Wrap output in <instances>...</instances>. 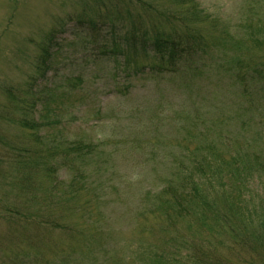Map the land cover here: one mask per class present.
I'll use <instances>...</instances> for the list:
<instances>
[{"label":"rangeland","instance_id":"obj_1","mask_svg":"<svg viewBox=\"0 0 264 264\" xmlns=\"http://www.w3.org/2000/svg\"><path fill=\"white\" fill-rule=\"evenodd\" d=\"M106 1L143 28L146 3L201 11L145 30L198 67L112 55L127 25L94 0H0V264H264V92L239 79L264 67V0Z\"/></svg>","mask_w":264,"mask_h":264},{"label":"trees","instance_id":"obj_2","mask_svg":"<svg viewBox=\"0 0 264 264\" xmlns=\"http://www.w3.org/2000/svg\"><path fill=\"white\" fill-rule=\"evenodd\" d=\"M132 1H141L142 0H132ZM143 3H145V0H143ZM179 5L177 6L178 9H176V11H170V12H167V13H162L161 14H155L150 10V5H148L147 3L145 4V8L146 10H144V15H147V16H152V17H157V18H163L164 20V24H168V23H174V22H177V20L181 21L180 23L181 24H185L186 26H188L187 24V19L190 21L189 17H193V19H196L197 17H200L201 16V11H198L194 8L192 9H188V13L185 11H182L183 9V1L178 3ZM90 6H92V10L94 11H97L99 14L98 15H101L102 19H104V22H107L108 24L110 25H114L116 24V22H119L117 24H120L119 27H121V29H123L125 27V25H127L126 27V31L125 32H122L121 30V35L124 36L125 40H122V39H119V37L121 35H114V34H105L106 35V38H110L111 40L113 39V43H114V46H116V48L118 49H121L120 47L121 46H124V47H127L125 50L122 49V51H124V53H127L128 51L130 52H136L137 49L139 48L138 47V44L137 45L132 42L129 38L130 36H133L135 35L136 36V39L137 38H140L141 40H152V42L154 43V46L156 47L157 50H159V48L161 46H166L168 48H170V55H169V58L172 60V61H169L170 64H173V62L175 60H173L176 56H177V45L178 46H181V43H183L184 41V36H187L185 34H182L180 30H172L171 33L167 34L168 36H162V34H159V31L156 32V33H153L151 35H148V33L145 31L149 26V24L147 26H144L146 28H143L140 24L138 25H133V20L131 19V17H128L126 12H122L121 9H120V6L114 2H111V3H108L106 0H103V1H97V0H94L93 4H91ZM89 5H84L83 6V9L84 11L87 10V8L90 7ZM80 11L81 15L86 17L87 18V15H88V12H84ZM86 13L87 15H84V13ZM178 15H177V14ZM125 16V17H124ZM100 18V19H101ZM78 19V18H77ZM89 19V18H88ZM93 19H89L88 20V23L90 25H92V21ZM155 22V24H153V26H156L158 25L159 23L163 22H158L159 20H153ZM79 22H83L82 21H79ZM178 23V22H177ZM152 24L149 26L151 27ZM129 25V26H128ZM141 26V27H140ZM161 28H163V25L161 26ZM176 28V27H174ZM112 33V31H109ZM155 32V31H154ZM176 32V33H174ZM174 33V34H173ZM164 34H166L164 32ZM172 37V39H171ZM201 40V38H200ZM193 41L195 42V46L199 43V45H202L200 44V41H197L195 39H193ZM226 46V47H224ZM224 50L228 51V52H231L230 48L228 45L224 44ZM186 48H189L188 46H186ZM192 49V48H191ZM232 49V48H231ZM234 51V49H232ZM115 51H113L112 53H114ZM159 54H162V55H165V53L163 52H159ZM161 55V56H162ZM247 73V74H246ZM239 79L240 81H246V82H250V84H252L254 87L256 86L260 92H264V67H261V66H256L252 69V72L250 71H245L243 73H241V76H239ZM248 80V81H247ZM243 82V83H244ZM83 149V151L86 149L85 152L87 153H90L91 149L90 147H84V148H81V149H78L75 151V148L72 147L70 149V151L75 154L76 156H78V152L79 150L81 151ZM75 151V152H73ZM184 210V209H183ZM205 210V209H204ZM185 211V210H184ZM212 213H210V216H211ZM260 246H263L264 244L263 243H259ZM200 249V248H198ZM262 250L261 249H257V250H253L252 252L253 253H256L257 251H260ZM264 257V251H263V256Z\"/></svg>","mask_w":264,"mask_h":264}]
</instances>
